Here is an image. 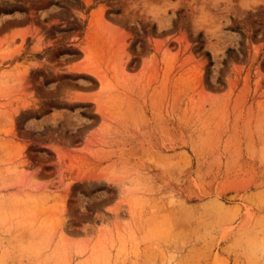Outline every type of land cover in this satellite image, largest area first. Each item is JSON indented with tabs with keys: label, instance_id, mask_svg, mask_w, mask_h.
Here are the masks:
<instances>
[{
	"label": "rangeland",
	"instance_id": "obj_1",
	"mask_svg": "<svg viewBox=\"0 0 264 264\" xmlns=\"http://www.w3.org/2000/svg\"><path fill=\"white\" fill-rule=\"evenodd\" d=\"M0 264H264V0H0Z\"/></svg>",
	"mask_w": 264,
	"mask_h": 264
}]
</instances>
